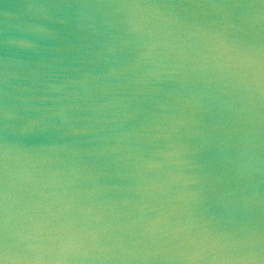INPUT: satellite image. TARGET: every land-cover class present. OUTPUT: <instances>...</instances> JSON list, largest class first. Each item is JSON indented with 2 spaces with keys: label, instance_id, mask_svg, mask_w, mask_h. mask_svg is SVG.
<instances>
[{
  "label": "water",
  "instance_id": "water-1",
  "mask_svg": "<svg viewBox=\"0 0 264 264\" xmlns=\"http://www.w3.org/2000/svg\"><path fill=\"white\" fill-rule=\"evenodd\" d=\"M262 64L259 0H0V262L264 264Z\"/></svg>",
  "mask_w": 264,
  "mask_h": 264
},
{
  "label": "snow or ice",
  "instance_id": "snow-or-ice-1",
  "mask_svg": "<svg viewBox=\"0 0 264 264\" xmlns=\"http://www.w3.org/2000/svg\"><path fill=\"white\" fill-rule=\"evenodd\" d=\"M259 4H260V8L264 9V0H259ZM232 6L233 7H247V5L245 4H235ZM252 62L254 63L255 61L252 60ZM260 78L261 80H264V64H262L260 67ZM4 171H6V161H0V172H4ZM2 187H3V182H2V178H0V190H2ZM2 215H3V208L0 207V216ZM250 239L251 237L246 236L244 239L236 241L235 243L238 245H245L250 241ZM261 243L264 244V233L261 234ZM0 264H2V262H0Z\"/></svg>",
  "mask_w": 264,
  "mask_h": 264
}]
</instances>
